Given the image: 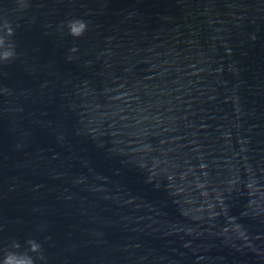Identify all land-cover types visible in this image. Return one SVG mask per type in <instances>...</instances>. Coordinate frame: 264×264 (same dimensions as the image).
Wrapping results in <instances>:
<instances>
[{"label":"water","instance_id":"water-1","mask_svg":"<svg viewBox=\"0 0 264 264\" xmlns=\"http://www.w3.org/2000/svg\"><path fill=\"white\" fill-rule=\"evenodd\" d=\"M0 264H264V0H0Z\"/></svg>","mask_w":264,"mask_h":264}]
</instances>
